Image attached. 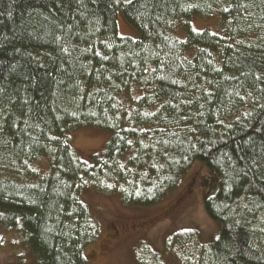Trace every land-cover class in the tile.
<instances>
[{"label":"trees","instance_id":"16d2710c","mask_svg":"<svg viewBox=\"0 0 264 264\" xmlns=\"http://www.w3.org/2000/svg\"><path fill=\"white\" fill-rule=\"evenodd\" d=\"M119 8L136 37L118 34ZM212 13L219 32L191 27ZM83 126L107 134L87 161ZM195 160L215 174L217 233L174 232L163 250L264 264V0H0V237L17 232L33 264H84L98 225L83 188L146 206Z\"/></svg>","mask_w":264,"mask_h":264},{"label":"rangeland","instance_id":"374dc122","mask_svg":"<svg viewBox=\"0 0 264 264\" xmlns=\"http://www.w3.org/2000/svg\"><path fill=\"white\" fill-rule=\"evenodd\" d=\"M190 24L194 29L206 28L212 32H219L221 26L217 13L194 15ZM116 26L120 35L137 36L120 8ZM170 32L179 39L185 36L180 23H175ZM106 136L100 128L83 126L71 131V142L78 155L87 161L102 147ZM215 186V174L199 160L190 165L164 197L146 206L126 205L111 192L86 186L81 196L97 221L98 233L84 247V264L151 263L155 254H160L166 264H175V259L163 250L165 237L189 230L205 243L216 235L217 224L204 210V200ZM3 233L0 237V264H33L32 255L22 248L19 234L13 230Z\"/></svg>","mask_w":264,"mask_h":264}]
</instances>
